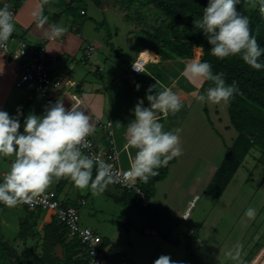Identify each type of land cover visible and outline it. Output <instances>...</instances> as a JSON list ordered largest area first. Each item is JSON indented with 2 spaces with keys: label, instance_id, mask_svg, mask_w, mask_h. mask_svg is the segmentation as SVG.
<instances>
[{
  "label": "crops",
  "instance_id": "1",
  "mask_svg": "<svg viewBox=\"0 0 264 264\" xmlns=\"http://www.w3.org/2000/svg\"><path fill=\"white\" fill-rule=\"evenodd\" d=\"M12 4L17 9L15 21L19 14V6L18 4ZM54 21V23L35 26L29 34L24 31L21 24L24 21L20 19L19 22L15 23L13 34L27 41L30 55L37 48L44 47L49 55L57 58L56 62L48 63V68L52 79L61 82L60 87L54 89L48 99L35 95L26 88V92L3 90L0 95V110L7 111L10 115H16L17 108L19 107L23 113V117L21 118V123H23V118L29 113L42 115L50 103H55L58 100H62L64 106L70 108L73 104L72 95H78L82 101L80 106L85 110L86 114L91 116L94 122L93 137L97 148L108 150L111 148V145L115 146L118 153L117 161L119 165L124 169H128L136 151L135 149H126L124 147L127 124L131 119H134L132 109H134L139 100H144V106H148L146 93L150 87L153 88V93L155 90L161 91L164 88H171L172 91L181 97L182 109H186V114L188 117L190 115V118L185 123L182 122L181 127L178 124L177 116L176 119L174 117L173 121L170 114L167 117H162L158 114V118L164 124L165 131L181 130L180 140L183 154L180 157L173 158L168 163L166 178L157 182L154 197L146 201L153 207L161 206L165 211L168 210L171 213L179 215L186 211L191 201L197 195H208L220 200L243 163L219 196L210 193L209 187L215 178L218 168L222 165L228 154L230 147L236 140L238 132L233 127L231 119L230 124L220 122L219 125L223 130L220 132L213 123L209 112V108L214 113L217 112L218 104L202 103L196 100L198 95L204 94L201 89L203 82L183 75L185 66L194 60L177 56L165 59L160 53L144 49L157 56L150 59L143 73L133 74L130 66L136 56L144 50L138 52L135 49L137 32L130 29L125 23L120 25L122 29L115 28L111 32L110 44L108 43L106 31L99 33L96 25L93 26V30L87 32L86 35L89 38L87 45H93L95 51L90 57L84 59L88 46L81 53L69 42H65L62 39L65 31L56 36L51 35L53 26L64 27L62 24L58 25L59 21L57 19H54ZM88 27L90 28V26ZM80 29L81 26H77L76 31L79 36ZM56 40L61 44L58 47H55L54 43H52ZM0 55H2V58H0V85H7L9 80H12V74L8 71V65L5 62H12L15 65L17 85V82L22 78L19 66L14 61L7 59L2 52H0ZM20 65L22 64L20 63ZM137 84L140 85L139 90L136 89ZM25 103L26 105H24ZM215 117L218 120L220 119L218 113ZM20 131H23L22 127ZM194 131L197 133V140L194 136ZM211 151L214 152L211 153ZM10 162L7 158L4 159L2 167L6 169ZM262 165L264 166V162L260 160H258V163L255 162L253 164V169L250 173L253 182L255 181V170ZM4 169L0 178L6 173ZM93 172L95 173V170ZM86 190L89 189L81 190L68 179H53L45 191H56L64 205H78L80 201H85L84 205H80L82 207L90 204V198L84 195V191ZM123 190L126 189L119 187L118 196L121 195ZM234 197L238 198L240 203L242 202V198L251 197V205H228L212 208V211H215L218 215V225L214 227V230L219 231L218 235L216 234L217 241L215 237H209V239H205L204 237L208 251L216 253L215 257L212 255L216 264H234L226 253L235 244L239 243L242 245L246 238L249 239L247 245L243 246L244 264H251L264 248V242L259 244L258 239L250 247L253 241V236L250 235L251 231L254 230L253 227L256 226V222L259 220L263 210L260 204L257 205L258 202L255 198L259 199L264 196L260 191L253 190L250 192L237 191ZM250 207L256 210V216L253 220H249L245 216L246 210ZM44 212L37 214V216L39 215L38 217H33L32 219L35 221L31 222L32 225L34 224L35 227L41 228L42 231L49 224L50 221L48 220L50 217H55L49 211ZM159 213L161 216L163 215L161 211ZM155 229L152 231H156ZM259 231L260 229L257 228L255 235ZM42 237V240L29 238V240L34 239L33 244L35 242L42 244V247H39L36 251V255L42 254L44 231ZM102 241L103 244H106L104 249L108 254L106 247L109 245V241L105 238H102ZM216 247L217 249L215 250ZM254 247L256 248L254 249ZM108 256L112 257L109 254Z\"/></svg>",
  "mask_w": 264,
  "mask_h": 264
},
{
  "label": "clouds",
  "instance_id": "2",
  "mask_svg": "<svg viewBox=\"0 0 264 264\" xmlns=\"http://www.w3.org/2000/svg\"><path fill=\"white\" fill-rule=\"evenodd\" d=\"M242 0H208L200 19H194L196 30L202 31L211 45L210 54L218 60L239 58L251 68L260 71L264 63L259 58L264 48L251 33L249 17L237 5ZM251 7L264 15V0H248ZM48 18L36 15V22L42 26ZM15 31L14 15L7 5L0 7V49ZM65 29L53 26L51 35H59ZM157 55L148 50L140 52L131 67L142 72L144 64ZM183 75L200 82H211L204 94L196 100L212 104L229 103L239 92L235 81L227 84L223 73H214L208 62L193 61L187 64ZM140 85H136L139 90ZM148 106L139 100L126 128V149H135V156L124 177L132 176L143 183L159 174V169L173 159L182 156L180 129L165 131L158 114L167 117L175 115L182 107L181 97L171 88L153 93L150 87L146 93ZM18 107L16 115L0 110V159L13 157L9 170L0 178V204L14 208L18 205H32L34 197L44 192L53 179H68L81 190L90 189L93 195L105 192L115 182L113 166L88 154L91 150L89 137L94 132V122L89 114L77 104L66 108L62 100L50 103L42 115L29 113L23 118ZM21 127L23 131H20ZM87 149V151H85ZM95 169V176L93 170ZM245 216L255 219L256 210L248 208ZM186 218V217H185ZM226 255L234 264H244L243 245L237 243ZM153 264H176L168 255H161Z\"/></svg>",
  "mask_w": 264,
  "mask_h": 264
},
{
  "label": "rangeland",
  "instance_id": "3",
  "mask_svg": "<svg viewBox=\"0 0 264 264\" xmlns=\"http://www.w3.org/2000/svg\"><path fill=\"white\" fill-rule=\"evenodd\" d=\"M9 1L18 4L19 14L14 24L22 19L24 23L21 24L25 32L30 34L35 26H40L36 22L37 14L46 16L48 18L47 23H54V19H57L59 21L58 25L62 24L65 29L62 39L69 42L81 53L88 46L89 38L86 34L93 30V26L96 25L99 33L107 30L113 32L115 28L122 29L120 25L124 23L130 29L135 30L128 24L130 23L129 18L134 20L133 17L137 15V11L141 13L143 18L147 16L138 7H132L133 0H101L100 5L94 0H76L74 5H71L72 0ZM242 9L253 11L255 8L250 6L248 0H242ZM126 16L129 18H126ZM102 21L104 22L103 25H101ZM175 23L184 25L185 22L177 21ZM77 26H81L80 36L77 35ZM52 43L55 47L61 45L58 40ZM0 58H2V55H0ZM31 62V58L24 59L21 61L22 67H27ZM5 63L8 65V71L12 74V80H9L7 85H0V95L3 90L26 92L24 87L16 85L15 65L12 62ZM228 107L229 103L218 104V111L215 113L209 108L212 121L220 132L223 131L219 125L220 122L230 124ZM186 112V109H181L175 115L170 114L172 121L177 116L178 124L181 127L182 122L185 123L190 118V115L188 117ZM217 113L220 117L219 120L215 117ZM234 131L236 132L235 129ZM194 136L197 140L196 131H194ZM213 152L211 151V153ZM7 159L11 161L13 157ZM258 160L264 162V150L259 146H254L244 159L224 196L217 200L208 195H200L201 199L199 198L192 206L187 221L182 219V213L177 215L168 210L165 211L161 206L153 207L148 201L141 199L139 196L127 197L124 202H118L116 196L119 195V187L112 183L100 195H93L90 189L84 191V195L90 198V204L80 207L81 222L83 225L95 230L101 239L105 238L109 241L106 250L112 256L110 258L117 260L124 258L131 264H153L161 255H168L176 264H216L212 257V255L215 257L216 253L209 252L207 243L204 241V237L205 239L215 237L217 241L216 236L219 233L216 229L214 230V227L218 225V215L215 211H212V208L215 206L251 205V197L242 198L240 203L239 199L234 197L237 191L250 192L258 190L264 196V166H259L255 170L254 182L250 175L253 164L258 163ZM2 163H4V159H0V177L4 169ZM10 164L11 162L4 169L6 172L9 170ZM255 200L263 210L256 226L253 227L254 230L251 231L250 235L253 236V241L250 247L255 244L256 239L259 240V244L264 242V197L255 198ZM160 211L163 214L162 216L159 213ZM31 212L22 205L8 208L0 204V264H9L12 260L11 255L14 253V251L8 253L5 246L14 249L17 253L30 250L32 254H36L38 248L42 247V244L39 242L33 244V241L34 239H43L44 229L42 231L34 224H31V227L27 229L26 238L19 237L20 225L24 221L33 222L35 221L32 219L33 217L45 213L44 211H34L33 214ZM53 219L54 217H50L48 220L50 221L49 225H52ZM154 228H156V231L153 232ZM257 228L260 231L255 235ZM165 236H168V238H165ZM29 238L34 239L29 240ZM248 239L246 238L243 241L242 245L244 247L247 245Z\"/></svg>",
  "mask_w": 264,
  "mask_h": 264
},
{
  "label": "trees",
  "instance_id": "4",
  "mask_svg": "<svg viewBox=\"0 0 264 264\" xmlns=\"http://www.w3.org/2000/svg\"><path fill=\"white\" fill-rule=\"evenodd\" d=\"M100 5L101 0H94ZM132 7H138L146 17L136 12L134 20L129 17L128 24L137 32L135 49L140 52L150 49L160 53L164 58L181 57L189 60L208 62L214 73H223L227 84L235 81L239 92L229 102V115L233 127L238 136L230 147L222 165L218 168L215 178L209 187V192L219 196L229 183L232 176L241 166L246 156L254 146L264 150V69L257 71L244 63L239 56L218 60L210 54L211 45L202 31L194 27V19H200L203 8L208 0H133ZM76 0L71 1V5ZM238 10L249 17L251 33L256 37L257 43L264 48V15H261L258 7L244 11L242 3ZM184 21V25H178L170 21ZM104 21V20H103ZM137 21V23H136ZM102 22L101 25H103ZM108 43L111 31H106ZM110 44V43H109ZM264 63V55L259 58ZM211 82H203L202 91L205 93ZM146 102V101H145ZM95 170V169H94ZM159 174L150 178L148 183L137 180L142 194L133 190H123L120 196H116L118 202H124L127 197L139 196L141 199L151 200L156 192L158 181L166 178L167 166L160 168ZM93 176L95 173L93 172ZM29 209L28 207H26ZM42 211L39 209H29ZM36 215V214H35ZM24 221L20 226L19 237H27V229L31 222ZM52 225L44 228V242L42 254H32L30 250L17 253L14 249L5 246L11 255L9 264H90L86 246L79 240H68L65 228L54 217ZM64 233V234H63ZM168 238V236H165ZM106 244H103V247ZM190 249V248H189Z\"/></svg>",
  "mask_w": 264,
  "mask_h": 264
},
{
  "label": "built area",
  "instance_id": "5",
  "mask_svg": "<svg viewBox=\"0 0 264 264\" xmlns=\"http://www.w3.org/2000/svg\"><path fill=\"white\" fill-rule=\"evenodd\" d=\"M5 5H7L9 11L13 13L15 18L17 12L16 7L8 0L0 1V7H4ZM94 51L95 47L93 45L88 46L84 59L90 57ZM0 52H2L7 59L14 61L19 66L22 78L17 82L18 87H24L44 99H48L53 90L60 87L61 82L52 79L48 68V63L56 62L57 58L49 55L44 47L37 48L30 55L27 41L17 37L15 34H12L7 43V48L0 49ZM29 56L32 60L31 64L27 67H22V65H20L21 61L27 59ZM149 61L144 64L142 72L134 71L130 66L132 73H143L146 70ZM72 98L73 104H81L82 101L78 95L73 94ZM88 139L92 146L90 152H88L91 158L95 160L99 157L113 166V171L116 174L114 184L123 189L130 191L133 190L138 194H142L136 178L132 176L127 178L124 177V172H126L129 168L124 169L119 165L117 161L118 153L115 146L111 145V148L108 150H100L95 144L93 135ZM85 151H87V149H85ZM199 198L200 196H195L191 201L190 206L182 214V219L184 221L189 219L190 210ZM84 204L85 201H80L78 205H64L56 191H44L34 197L31 206L27 204H22V206L28 207L29 209H39L53 213L59 223L65 228L67 239H77L86 246L90 264H131L124 258L119 260L110 258L105 251L102 245L103 241L97 232L82 224L80 205ZM251 264H264V248Z\"/></svg>",
  "mask_w": 264,
  "mask_h": 264
}]
</instances>
